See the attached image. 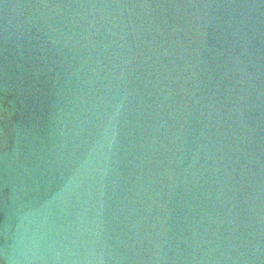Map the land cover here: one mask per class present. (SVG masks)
Returning a JSON list of instances; mask_svg holds the SVG:
<instances>
[{
  "label": "water",
  "instance_id": "water-1",
  "mask_svg": "<svg viewBox=\"0 0 264 264\" xmlns=\"http://www.w3.org/2000/svg\"><path fill=\"white\" fill-rule=\"evenodd\" d=\"M0 264H264V0H0Z\"/></svg>",
  "mask_w": 264,
  "mask_h": 264
}]
</instances>
